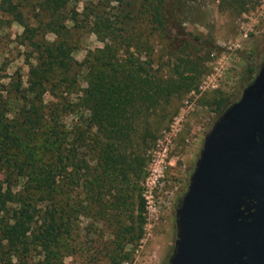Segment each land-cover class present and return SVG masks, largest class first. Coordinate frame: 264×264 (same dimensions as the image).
<instances>
[{"label": "trees", "instance_id": "16d2710c", "mask_svg": "<svg viewBox=\"0 0 264 264\" xmlns=\"http://www.w3.org/2000/svg\"><path fill=\"white\" fill-rule=\"evenodd\" d=\"M73 1L0 0V13L23 28L29 68L26 81L19 69L0 73V264H29L39 255L34 264H53L75 248L64 239L80 217L108 222L121 247L138 243L146 151L177 114L174 101L202 74L188 51L198 38L185 31L179 6L142 3L166 50L160 73L139 53L143 31L125 28L130 13L108 11L114 0H87L70 17ZM221 2L244 10L247 0ZM80 22L103 45L78 61ZM227 100H215L219 114Z\"/></svg>", "mask_w": 264, "mask_h": 264}, {"label": "rangeland", "instance_id": "374dc122", "mask_svg": "<svg viewBox=\"0 0 264 264\" xmlns=\"http://www.w3.org/2000/svg\"><path fill=\"white\" fill-rule=\"evenodd\" d=\"M85 1L74 0L68 6L70 17L80 13ZM121 1H112L108 11L113 14L122 8L124 13H130L132 18L125 28L131 35L143 31L140 43L144 42L139 49L142 59H154L155 68L166 73V67L159 64L166 50L158 32L151 30L148 13L142 10L143 0ZM165 5L179 6L185 31L191 38H198L188 51L201 61L202 74L195 89L174 101L177 114L146 151L145 175L138 180L136 191L138 200L144 203L143 235L138 243L121 247L108 222L80 217L72 226L74 234L64 239L66 245L75 248L53 264H168L176 238V204L187 189L204 137L219 116L215 100H237L263 61L264 0H247L244 10L226 7L221 0H165ZM0 18V73L6 76L19 69L26 81L29 68L22 55L25 47L18 38L23 28L3 13ZM67 23L71 26L72 20ZM81 24L76 29L79 44L72 53L78 61L83 60L88 49L103 45L94 32L81 28ZM46 37L52 40L54 35ZM130 51L136 49L132 47ZM70 120L71 117L67 119ZM42 257L29 258L28 263L34 264Z\"/></svg>", "mask_w": 264, "mask_h": 264}, {"label": "water", "instance_id": "95a60500", "mask_svg": "<svg viewBox=\"0 0 264 264\" xmlns=\"http://www.w3.org/2000/svg\"><path fill=\"white\" fill-rule=\"evenodd\" d=\"M168 264H264V54L206 133Z\"/></svg>", "mask_w": 264, "mask_h": 264}]
</instances>
